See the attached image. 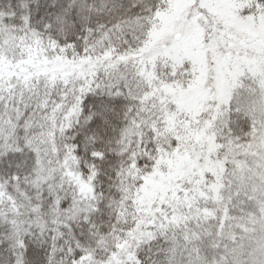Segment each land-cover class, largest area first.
<instances>
[{"label": "snow or ice", "instance_id": "1", "mask_svg": "<svg viewBox=\"0 0 264 264\" xmlns=\"http://www.w3.org/2000/svg\"><path fill=\"white\" fill-rule=\"evenodd\" d=\"M0 264H264V0H0Z\"/></svg>", "mask_w": 264, "mask_h": 264}]
</instances>
